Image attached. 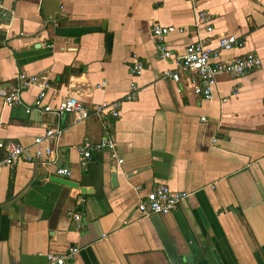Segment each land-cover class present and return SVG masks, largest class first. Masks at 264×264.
<instances>
[{"label":"crops","instance_id":"1","mask_svg":"<svg viewBox=\"0 0 264 264\" xmlns=\"http://www.w3.org/2000/svg\"><path fill=\"white\" fill-rule=\"evenodd\" d=\"M196 7L211 15V32L195 26ZM154 24L175 28L163 36L174 54L230 35L243 46L219 58L252 52L261 66L219 76L209 99L195 96L186 85L192 75L180 73V83L162 76L174 65L156 54ZM134 62L143 66L136 77ZM19 74H44L51 89L40 107L37 83L21 90L18 104L0 97V142L29 147L45 129L61 134L56 164L7 168L0 148V264H44L46 254L71 246L79 251L70 264H172L155 216L136 208L160 184L190 194L158 216L183 264H217L215 256L264 264V0H0V87L16 88ZM133 82L136 97L126 100ZM66 96L89 113L121 102L112 130L120 164L104 149L81 169L75 146L107 134L93 114L76 122L43 110ZM56 166L78 188L53 181Z\"/></svg>","mask_w":264,"mask_h":264},{"label":"built area","instance_id":"2","mask_svg":"<svg viewBox=\"0 0 264 264\" xmlns=\"http://www.w3.org/2000/svg\"><path fill=\"white\" fill-rule=\"evenodd\" d=\"M192 4H196L197 0H189ZM260 2V0H256ZM195 26L211 32L212 17L205 10L195 9ZM175 28L173 26H161L154 24L152 27V36L155 41V49L158 58L170 60L174 65L173 70H166L162 73L164 78H168L174 83H180V73L190 74L186 85L190 88L193 95L209 99L212 96V89L216 84V80L221 75H227L231 78H237L247 72L256 70L261 66V59L255 53L248 52L238 56H234L228 60L219 58L221 50H231L233 48H241L243 41L238 40L234 36L223 35L218 37L216 46L212 47L210 37L203 41L191 42L185 46L181 54H174L167 48L163 41V36ZM181 30V29H180ZM143 66L140 62H134L130 68V74L134 77L138 76L142 71ZM19 84L14 89H5L0 87V97L7 106H12L20 103L21 90L28 86L37 83L40 86V91L33 105L41 106V101L46 95V91L51 89V84L44 74L26 76L19 74ZM138 86L133 82L130 84L128 92L125 95L126 100H134L136 97ZM120 101L101 102L95 104L92 112L89 113L72 97L66 96L58 102L55 107L44 106V111L52 112L54 115L73 114L74 120L81 121L93 114L100 120L103 129L107 136L99 142H90L84 140L82 143L75 146L78 152V163L82 170L86 171L93 152L108 150L112 159L117 164L122 162V159L116 151V144L112 139V130L114 121L119 117ZM204 121V118H202ZM61 134L59 129H45V131L33 139L31 146L23 147L17 143L3 144L0 142V148L5 149L6 156L2 160V165L7 168H13L19 161L28 163H36L43 161L44 164H56L57 159L54 152L58 138ZM33 149V151L31 150ZM54 175L57 177L66 178L70 175V171L66 167L56 166ZM190 194L186 192H178L171 190L168 186L160 184L146 193L137 202L136 208L138 212L144 216L159 215L164 216L174 211L178 204L185 200ZM73 220L77 226H81L80 216L77 213L72 214ZM79 249L75 246L69 247L63 254L48 253L45 256L44 264H70Z\"/></svg>","mask_w":264,"mask_h":264},{"label":"water","instance_id":"3","mask_svg":"<svg viewBox=\"0 0 264 264\" xmlns=\"http://www.w3.org/2000/svg\"><path fill=\"white\" fill-rule=\"evenodd\" d=\"M107 41V49L110 48V43H111V38H110V35L107 37L106 39ZM53 181L57 182V183H60V184H64V185H67L69 187H72V188H78V184L74 183V182H71L69 180H66V179H63V178H60V177H52ZM80 191L81 192H84V188H80ZM155 218H153L154 221L157 222V228H158V231H159V235L163 241V244H164V248L169 256V259L171 261L172 264H183L179 255L177 254L174 246L172 245L171 241L168 239V236L166 234V232L164 231V229L161 227V224L158 222V216L159 215H154ZM215 255V254H214ZM215 260L217 262V264H220V262L218 261L217 257L215 256Z\"/></svg>","mask_w":264,"mask_h":264},{"label":"trees","instance_id":"4","mask_svg":"<svg viewBox=\"0 0 264 264\" xmlns=\"http://www.w3.org/2000/svg\"><path fill=\"white\" fill-rule=\"evenodd\" d=\"M66 76H67V72H64L61 74L60 78L64 81L67 78Z\"/></svg>","mask_w":264,"mask_h":264}]
</instances>
